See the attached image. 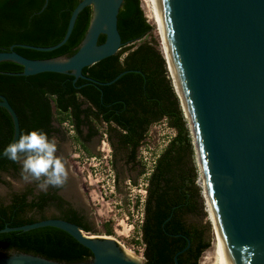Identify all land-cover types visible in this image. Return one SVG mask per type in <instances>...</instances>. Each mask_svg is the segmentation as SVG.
Here are the masks:
<instances>
[{"label": "trees", "instance_id": "1", "mask_svg": "<svg viewBox=\"0 0 264 264\" xmlns=\"http://www.w3.org/2000/svg\"><path fill=\"white\" fill-rule=\"evenodd\" d=\"M81 0H0V51L14 49L32 59H49L75 54L86 36L93 16V6H86L78 15L68 41L54 50H38L23 44L54 46L66 35L70 18ZM122 49L91 66L85 75L103 83L83 78L75 81L72 73L42 72L23 75L24 66L11 60L0 62V93L5 95L20 118L21 135L41 130L49 138L61 133L65 122L77 131L76 139L88 150L86 142L99 134L105 124L114 149V165L120 185L121 174L144 167L139 159L140 147L146 142L151 127L165 120L174 129L159 153L149 177L148 198L141 240L145 264H199L211 246L205 228L191 218L206 213L203 189L198 183L200 171L195 161V146L190 126L173 81L160 41L147 39L155 26L145 15L141 0H124L118 16ZM106 40L102 34L99 43ZM53 120L59 127L52 124ZM88 131L85 133L84 129ZM14 121L9 111L0 106V153L12 143ZM119 157V159H118ZM122 160V170H118ZM21 174V165L6 157L0 158L2 174ZM33 187L13 192L9 204L0 200V229L22 226L48 218H63L76 223L87 232H95L90 220L76 210L64 211L66 200L59 194L41 192ZM58 189V188H56ZM57 191V190H56ZM57 200L62 216L48 209ZM106 235H114L110 224H104ZM0 251L26 252L64 262H88L93 258L90 248L68 231L56 226L0 233Z\"/></svg>", "mask_w": 264, "mask_h": 264}, {"label": "water", "instance_id": "2", "mask_svg": "<svg viewBox=\"0 0 264 264\" xmlns=\"http://www.w3.org/2000/svg\"><path fill=\"white\" fill-rule=\"evenodd\" d=\"M123 3L81 0L61 42L54 46L23 44L44 51L61 47L70 38L79 13L92 5L89 29L71 56L32 59L13 45L10 50L0 51V62L11 60L23 65L22 74L26 76L72 73L75 81L83 78L111 84L125 72L103 83L83 70L124 46L118 27ZM47 4L48 0L44 8ZM155 4L183 98L176 90L191 129L200 177L205 178L219 217L225 263L264 264V0H155ZM102 34L106 40L99 43ZM0 106L13 118L15 142L21 136L19 115L1 93ZM203 195L207 205L205 188ZM48 225L71 233L91 249L93 259L64 262L15 251L10 256L0 255V264H143L130 258L116 238L92 237L76 223L62 218L7 225L0 233ZM190 246L189 239L187 247L175 256L176 264H181L178 255Z\"/></svg>", "mask_w": 264, "mask_h": 264}, {"label": "rangeland", "instance_id": "3", "mask_svg": "<svg viewBox=\"0 0 264 264\" xmlns=\"http://www.w3.org/2000/svg\"><path fill=\"white\" fill-rule=\"evenodd\" d=\"M142 1V6L145 12V15L150 23H152L155 26V29L152 31L151 35H148L147 39L152 40L155 39L157 41H160V50L162 51L163 55L165 56L164 50H163V44H162V37L160 32L157 30V26L154 23V21L150 18V11L147 9L146 6H144V0ZM166 57V56H165ZM167 61V58H166ZM168 65V63H167ZM169 69V66H168ZM169 75L173 81V77L171 74V71L169 70ZM106 125L101 124L99 126V135L94 137L90 142L87 143V146L90 150V153L100 154L102 153L101 146H102V140H103V132H105ZM88 131L87 128L84 129V132L86 133ZM62 138H66L63 145V161L65 162L66 169L68 171V179L65 182L67 188H66V196H68L73 201L79 202V204L83 205L85 208H87L89 212V217L95 227V232H89L87 234L92 235H105V229L104 224L108 223L111 225V227L114 230V235H111L118 239V241L123 244L128 251V253L134 257L139 258L145 262V256H144V245L142 243H136V241L141 240V231L136 227L133 228L132 225L135 226L138 223V213L137 210L134 211V215L130 214V218H127L129 215L128 211L129 208H131L128 204L131 202V197L129 195V190L126 188L125 180L128 177H132L136 182H139L141 179V173L139 172V167L137 170H131L130 172H126L124 169V172L121 174L120 179V185H118V191L117 193H111L109 185H106V188H101L100 185L103 184V182H99V180H102L104 177H106V172L104 171V168L99 167L97 170L96 176H94V179L91 180L94 184L90 185L88 181L85 180L88 179L87 170L90 168L89 163H86L83 166V163H81V166L76 163V157L74 158L72 155L76 151V147L79 145V141L76 139L77 137V131L74 127L71 126V123H68L67 125L64 124L62 127ZM175 135L174 129H172L168 123L163 120L160 123H157L151 127V130L149 132V136L146 139V144L148 146L153 147L156 153L161 152V150L165 147V145L168 143L169 139ZM56 141L58 140L55 139ZM145 145V144H144ZM113 153L114 149L112 147ZM119 159V157H118ZM196 164L199 168L200 175H201V168L198 164L197 157H195ZM122 160H118V170H122ZM143 169V168H141ZM83 170V172H82ZM2 178L4 182L0 181V200H3L5 202H10L11 200V194L13 192L21 191L27 187H36L37 189H40L38 187V182L31 181L26 182L21 174L18 175H10L7 173L2 174ZM107 177L104 180V183L107 181ZM198 183L201 185L202 189L205 188L204 184V178L200 177L198 180ZM204 186V188H203ZM100 189L104 191L102 195H104V199L102 198L100 194ZM108 191L107 194L105 191ZM206 192V190H205ZM99 193V196L97 194ZM135 194L137 192H134ZM203 193V192H202ZM94 197H98V200ZM204 197V195H203ZM120 201H122V204H119ZM118 203V204H117ZM204 205H205V211L206 213H198L195 216H192V220L201 226L205 228V237L207 240L211 241V246L203 253L199 264L201 262H205L206 256L210 251H213V248L215 247V223L213 220L212 212L209 207V205H206V199L204 197ZM132 206V204H131ZM119 217L118 222L117 220L113 221L112 217ZM212 219V221H211ZM14 252L10 253H3L0 251L1 256H10Z\"/></svg>", "mask_w": 264, "mask_h": 264}, {"label": "built area", "instance_id": "4", "mask_svg": "<svg viewBox=\"0 0 264 264\" xmlns=\"http://www.w3.org/2000/svg\"><path fill=\"white\" fill-rule=\"evenodd\" d=\"M69 122H65V125H67ZM74 127L73 125H71ZM103 140H102V146L101 150L102 153L100 154H91L88 150H86L81 143H79L78 147H76V151L73 153V157H76V163L80 164L83 163V166L89 163L90 168L87 170V177L88 179L85 178L86 181L89 182L90 185H93L94 183L91 181L94 179V176L97 174V170L101 166V168H104V171L106 172V177L107 181L104 183V180L106 177H104L102 180L98 181L101 183L103 182L102 185H100L101 188H106V185H109L110 192L111 193H117L118 191V173L117 169L114 165V153L112 150V145L110 143L108 133L103 132ZM145 144V145H144ZM139 150V159L142 161L144 167V172L141 174V179L139 182H136L132 177H128L125 180V185L126 188L129 190V195L132 196L131 202L128 204L131 208H129V215L127 218H130V214L134 215V211L137 210V212L140 214L138 215V223L135 226L134 224L132 225L133 228H138L141 231L142 235V227L145 221V207H146V201L148 198V186H149V177L151 173L154 170V167L156 165L157 158L159 156V153H156L153 147L148 146L146 142L144 143ZM83 172V170H82ZM107 190L105 193L107 194ZM134 192H137L136 194ZM104 191L100 189V194L102 198L104 199V195H102ZM99 196V193L97 194ZM97 199L98 197H94V200ZM123 202L120 201L119 204H122ZM118 204V203H117ZM132 204V206H131ZM119 217H112V220L115 221L117 220L118 222ZM118 240V239H117Z\"/></svg>", "mask_w": 264, "mask_h": 264}, {"label": "clouds", "instance_id": "5", "mask_svg": "<svg viewBox=\"0 0 264 264\" xmlns=\"http://www.w3.org/2000/svg\"><path fill=\"white\" fill-rule=\"evenodd\" d=\"M3 155L21 165V175L26 182H38L41 190L62 187L68 179L65 162L57 156L54 138L41 130H31L10 143Z\"/></svg>", "mask_w": 264, "mask_h": 264}, {"label": "bare ground", "instance_id": "6", "mask_svg": "<svg viewBox=\"0 0 264 264\" xmlns=\"http://www.w3.org/2000/svg\"><path fill=\"white\" fill-rule=\"evenodd\" d=\"M144 6H146L147 9L150 11L149 12L150 13V18L154 21V23L157 26V30L161 34L163 50H164L165 56L167 58V63H168V65H169V67L171 69V72L173 74V85L175 84L174 88H175V90L179 91L181 99H183L182 95H181V92H180V89H179V86H178V83L176 81V77H175V74H174V71H173V68H172V64H171V61H170V58H169V55H168V51H167V48H166L164 35H163V31H162V27H161V22H160V19H159L158 11H157V8H156L155 0H144ZM199 159H201V158H199ZM204 184H205V190H206V196H207V205H209V207L211 209L213 220H214V223H215V227H214L215 228V240H214L215 241V243H214L215 247L213 248V251H210L208 253V255L206 256L205 262H201V264H226L225 263V259H224L223 245H222L220 221H219L218 214H217V212H216V210H215V208H214V206L212 204V201L209 198L208 189H207L205 178H204ZM211 221H212V219H211ZM96 236H102V237L115 239V237H113L111 235H106V236L105 235H92V237H96ZM125 250H126V248H125ZM126 252H127L128 256L130 258H132L133 260H135V261L141 260L139 258L136 259V258L132 257L128 253L127 250H126Z\"/></svg>", "mask_w": 264, "mask_h": 264}, {"label": "flooded vegetation", "instance_id": "7", "mask_svg": "<svg viewBox=\"0 0 264 264\" xmlns=\"http://www.w3.org/2000/svg\"><path fill=\"white\" fill-rule=\"evenodd\" d=\"M52 124L54 126L59 127V123L56 120H53ZM61 133H62V131H61ZM61 133L52 132V136L50 139H52V138L57 139L58 138L57 141L55 140L56 144H57V156L62 158L63 157V156H61L62 152H63V145L62 144L65 142L66 138L63 139ZM97 135H99V134H97ZM88 142H90V141H88ZM88 142H86V145ZM27 188H25L21 191H17V192H25L27 190ZM56 188H58V189H56ZM66 188H67L66 184H64L62 187H48L47 190H41V189H37L36 187H34L33 192L35 194H40L41 192H49L50 191L52 194L57 193V194L61 195L66 200V202L63 203V205H62V209L64 211H69V210L74 209L80 214V216H83L86 220L91 221L87 208H85L83 205L79 204V202L73 201L72 199H70L68 196L65 195L66 194ZM54 201H55V203H53L50 207H48V209L51 211V213H55L56 215L62 216L63 212L61 213L60 208L57 206V203H58L57 200H54ZM9 203L10 202H6V204H9ZM85 232H87V231H85ZM143 264H145V262Z\"/></svg>", "mask_w": 264, "mask_h": 264}]
</instances>
